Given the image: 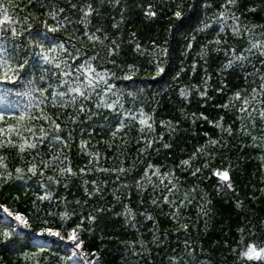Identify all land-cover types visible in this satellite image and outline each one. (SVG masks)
Masks as SVG:
<instances>
[{
  "label": "snow or ice",
  "instance_id": "snow-or-ice-1",
  "mask_svg": "<svg viewBox=\"0 0 264 264\" xmlns=\"http://www.w3.org/2000/svg\"><path fill=\"white\" fill-rule=\"evenodd\" d=\"M100 2L103 3V0ZM120 3L121 0H114L115 5ZM237 3L238 0H225L212 17V23L196 18V23L202 24L198 29L201 33L212 31L215 25H219L214 39L201 42L198 55L204 59L212 53L224 51L226 62L219 69L220 72L237 64L243 66L255 54L264 57V32L256 35L254 29L258 26L241 24L240 16L232 11ZM29 4L43 9V12L21 10L24 11L21 16L17 14L14 0H0V192L6 193V186L18 184L27 195L29 183L34 182L42 194H37L31 201V207L26 206L23 211L11 212L7 205H0L9 216L14 217L8 226H5L4 220H0V243L10 241L16 250L17 259L22 264H41L45 250L56 244V240L49 244L48 240L43 239L44 237L57 238L59 241L67 240L72 242L71 257H83V260H77L76 264H103L97 250L85 251L83 233L86 231L85 221L90 225L87 229L89 233L95 231L106 208L93 206L91 210L82 209L76 212L69 207L67 196L59 195L58 190L61 185L64 189H68L70 177L85 176L93 171L123 175L136 170L134 165L131 168L123 167L125 162L123 159L119 161L120 167L112 169L101 167V153L98 150L100 141L90 148L89 140L84 139V136L91 138L99 127L101 136L109 133L115 138L117 133L126 127H131V122H135L139 126L140 133L136 142L143 141L145 144V148L139 151L145 152L151 148L155 141L144 133L146 131L149 134L154 133L156 109L153 107L151 112L146 111L145 105L156 102L147 97L142 98L143 87L134 84H125L121 87L120 82L133 81L142 70L147 71L149 68L153 70V78L161 76L166 71L161 61L167 63L171 60L170 40L173 29L181 33L185 30L186 23L190 24L191 21L182 11L183 3H177L175 8H169L170 14L166 18L172 23L166 30L165 38L160 43L149 38V46L142 44L136 32H131L125 39L120 28L123 14L121 21H114L108 27L99 26L105 23L104 18L90 0H83L79 5L73 0H29ZM193 11H195L194 6ZM94 14L96 23H93ZM144 15L149 19L157 16L152 4H148ZM259 27L264 28V25ZM229 29L236 39H242L247 35V46L239 50L231 45L228 48L221 47L227 43ZM60 33L62 35H58ZM221 35H224V40L220 39ZM195 40L194 34L186 43V49H191ZM86 43L94 46L91 54L84 46ZM97 44L105 46L104 53L95 48ZM129 51L132 52L134 61L149 57L150 59L146 60V67L142 69L137 62L129 63ZM229 52L231 57L228 56ZM261 64L264 65V60ZM109 65L112 67L109 68ZM191 67L195 72L196 65L193 64ZM210 79L211 77L208 76L204 80L202 90L199 85L182 86L179 95L187 98L191 95V88H197L199 96L206 98ZM258 79V85L255 80L252 81L253 86L248 95L242 96L241 91H235L228 102L220 105L221 108L228 109L230 105L235 106L234 101L239 100L237 111L240 113V119L243 121L246 116L253 128L256 117L264 121V74L259 75ZM217 91L222 92L223 89ZM195 115L192 114L193 124L196 122ZM201 118L213 123L217 129L224 130V116H220L218 120H209L208 116L201 113ZM93 121H102V124L89 123ZM84 124H88V128L81 126L77 133L76 126ZM160 124L171 134L177 131L179 121L173 124L171 120H161ZM232 131L229 125L227 132L231 134ZM240 131L247 132L243 123L240 125ZM77 135H79L78 141ZM160 139H163V134ZM256 139V136H252L254 142ZM122 141L126 144L127 138L122 137ZM74 143L78 148L76 157H88L87 163L76 170L72 167L74 149L71 145ZM104 143L108 144L109 148L112 147L108 141ZM208 143L216 145L220 141L210 139ZM45 145L48 146L47 153L41 151ZM164 147L170 148L171 144L165 143ZM197 154L204 156L205 160L192 171V176L200 173L202 168H208L210 161L214 159L211 152H205L204 147H201L191 158L182 160L181 165L190 166L191 159ZM10 156L19 163L10 167ZM107 159L105 155V160ZM112 159H116V156L114 155ZM261 159L264 160V156ZM49 171L51 175L48 174ZM213 174L219 178L223 187L229 190L234 188L228 169H213ZM178 179L175 169L162 172L160 166L149 163L135 181L140 189L146 190L147 186H151L153 193L157 191L161 193L159 197L153 196L151 203L154 206L168 205L169 211L164 215L173 223H179L180 209L190 205L198 191V186L193 185L178 199H170L178 192ZM81 183L85 196L95 198L102 195L96 180L91 181L93 185L91 191L88 188V180H82ZM49 185H54L56 191L50 190ZM199 192L203 194L201 197L203 200L207 193L202 187H199ZM12 200L18 203L19 195L12 196ZM45 202L48 203V208L42 207ZM73 203L80 204V200L76 199ZM211 203V200H207L199 204L198 212L207 218L208 206ZM241 206L242 201H238L237 207ZM107 211L111 212V207L107 208ZM117 215H123L126 222L131 223L133 230L136 229L137 213L129 205L125 204L123 212ZM139 215L145 216L148 220L154 219L150 212ZM33 217L35 228L32 226ZM21 226L31 230L35 236L29 232L19 233L18 229ZM189 227L187 223H180L179 228L174 231L183 230L187 233ZM256 227L252 225L251 228H247V225L241 224L235 229L239 237L235 244L230 245L225 242L224 246L230 248L229 255L236 257L233 264H264V239H252L257 234ZM259 230L264 236V221L260 222ZM204 231L207 233V220ZM159 235V229L154 226L152 236L154 244L158 241ZM163 235L167 237V232ZM13 236H15L14 240H12ZM100 238L103 239V236ZM34 239L36 243L33 244ZM123 243L133 256H140L144 252L150 253L147 242L142 236L136 241L128 240ZM137 244L140 246L139 249L136 247ZM29 247H34L36 250H27ZM197 248L203 254V241L191 242L190 237L186 236L180 255L170 256L168 264H209L213 258L201 259L197 254ZM173 251L175 252L176 249ZM2 259L3 257H0V260ZM46 260L47 258H44L45 264ZM60 260L61 264H71L70 257H61ZM132 264L137 262L133 261ZM216 264L219 262L217 261Z\"/></svg>",
  "mask_w": 264,
  "mask_h": 264
},
{
  "label": "trees",
  "instance_id": "trees-1",
  "mask_svg": "<svg viewBox=\"0 0 264 264\" xmlns=\"http://www.w3.org/2000/svg\"><path fill=\"white\" fill-rule=\"evenodd\" d=\"M73 2L79 5L83 0H73ZM90 2H93L94 8L99 9L100 15L104 18L105 23L99 26L108 27L114 21H121V14H123L120 28L123 30L125 39L131 32H136L144 45H149V38L156 40L157 43L163 41L166 30L172 23L166 18L170 14L169 8H175L177 3H183L182 11L190 18L191 23H186V28L181 33H177L173 29L170 40L171 60L167 63L161 61L166 69L161 76L153 78V70L149 68L147 71L142 70L133 81L120 82L121 87L125 84L143 87L142 98L147 97L156 102L145 105L146 111L151 112L153 107L156 109L155 131L151 134L147 131L144 133L149 139L155 141L151 148L145 152L139 151V149L145 148V144L143 141L136 142L140 133L138 132L139 126L135 122H131V127H126L117 133L115 138L109 133L101 136L99 127H97V133L91 138L87 135L84 136V139L89 140L90 148L100 141L98 150L101 153V167L109 169L120 167L119 161L123 159L125 161L123 167L131 168L134 165L136 170L123 175H117L115 172L93 171L85 176L70 177L68 189H64L61 185L58 190L59 195L67 196L70 202L69 207L76 212H80L82 209L91 210L93 206L106 208L100 223L91 234L87 230L90 225L85 221L86 231L83 233L85 251L97 250L103 264H132L133 261H136L137 264H168L170 256L180 255L183 250L184 238L188 236L191 242L203 241V254L200 253L199 248H197V254L204 260H208L209 257L213 258L209 264H216L217 261L219 264H233L236 257L229 255L230 248L224 245L225 242L234 245L235 241L239 239L235 232L237 226L245 224L247 228H251L252 225H256L257 234L252 239H264L259 230L260 222L264 221V160L261 159L264 156V128H262L264 121L256 117L254 128L246 116L242 121L240 113L237 111L240 105L239 100L234 101L235 106L230 105L228 109H223L220 105L228 102L229 97L235 91H241L242 96L248 95L253 86V80L257 85L259 84L258 77L264 74V65L261 64L264 57L255 54L243 66L237 64L223 72H220L219 69L226 62L224 51L212 53L204 59L199 57L198 51L201 42L214 39L219 25H215L212 31L201 33L198 29L202 27V24L196 23V18L212 23V17L225 0H121L119 5H115L114 0H103V3L100 0H90ZM14 3L17 7V14L21 16L24 11L43 12V9L30 5L29 0H14ZM148 4H152L153 9L157 12L155 18L145 17L144 12ZM193 6L195 11H193ZM250 9H254V11H250ZM232 11L240 16L242 25L258 26L254 29L256 35L264 32V28L259 27L264 25V0H238L237 6ZM41 18L43 17L41 16ZM93 23H96L95 14ZM82 31L83 29H81ZM194 34L196 40L193 42L192 48L186 49V43ZM58 35H62V33ZM220 39L224 40V35H221ZM247 40V35L242 39L234 38L229 29L227 43L221 47L228 48L231 45L239 50L247 46ZM84 46L91 54L94 46L90 43H86ZM95 48L101 53L105 52V46L97 44ZM228 56L231 57V52L228 53ZM147 59L150 58L144 57L139 61H134L132 52H128V62H137L142 69L146 67ZM193 64L196 65L195 72L192 71ZM208 76L211 79L208 80V96L206 98L199 96L197 88H191V95L187 98L179 95V89L185 85H199L202 90L204 80ZM220 88L223 89L222 92L217 91ZM245 89L247 91H244ZM193 113L196 114L195 124L192 123ZM201 113L208 116L209 120H218L220 116H224V130L217 129L213 123L202 119ZM161 120H171L173 124L179 121L177 131L170 134L167 128L160 124ZM89 123L100 125L102 121ZM241 123L245 125L247 132L240 131ZM229 125L233 129L231 134L227 132ZM81 126L88 128V124L77 125V133ZM161 134H163L162 140L160 139ZM252 136L257 137L255 142L252 140ZM122 137L127 138L126 144L122 141ZM78 139L79 135H77V141ZM210 139L219 140L220 143L211 145L208 143ZM104 141L111 143L112 147L109 148ZM165 143L171 144V147L165 148ZM71 146L74 149L72 167L76 170L87 163L88 157L77 158V145L74 143ZM117 146H119V151H117ZM201 147H204L205 152H211L214 159L210 161L208 168H202L200 173L192 176V171L204 163L205 157L197 154L195 158L191 159L190 166H182L180 162L191 158L193 153H196V150ZM41 151L47 153L48 146L45 145ZM105 155L108 157L107 160H105ZM114 155L116 159H112ZM16 163L19 162L10 156V167ZM149 163L160 166L162 172L175 169V175L179 178L177 181L179 187L178 192L170 199H178L186 189L193 185L198 186L193 202L180 209L179 223H173L164 215L169 211L168 205L154 206L151 203L153 196L161 195L159 191L153 193L151 186H147L146 190L136 186L135 181L139 179ZM213 169H228L234 188L229 190L223 187L219 178L213 174ZM48 174L51 175V171ZM85 179L89 181L90 191L93 187L91 181L96 180L102 190V195L95 198L85 196L81 183ZM156 182L159 183V181ZM199 187L204 188L207 193L203 200L201 199L203 194L199 192ZM6 188V193L0 192V205H7L11 212L23 211L26 206L30 208L31 201L36 198V195L42 194L34 182L29 183L27 195L18 184H13L11 187L6 186ZM49 188L56 191L54 185H49ZM217 188L221 190L217 191ZM15 195L20 197L18 203H14L12 200V196ZM76 199L80 200V204L73 203ZM207 200H211L212 203L208 206L209 215L206 218L198 212V206ZM238 201H242L241 207H237ZM125 204L137 213L135 230L130 222H126L123 215H117V213L123 212ZM42 207L48 208L49 205L45 202ZM109 207H111V212L107 211ZM144 212L152 213L154 219L148 220L145 216L139 215ZM5 218L7 219L5 220ZM13 219L14 217L9 216L3 207H0V220L5 221V226H8V223ZM206 220L207 233L204 231ZM180 223L190 225L187 233L183 230L174 231L179 228ZM193 225L195 227H191ZM32 226L36 227L34 217ZM154 226L160 232L159 239L155 244L152 242ZM247 228L246 237L248 236ZM18 232L21 234L29 232L35 236L31 230L24 229L22 226ZM164 232H167V237L163 235ZM101 236L103 239L100 238ZM141 236L147 242L150 253L144 252L140 256H133L131 251L125 248L123 242L136 241ZM14 239L15 236L12 237V240ZM43 239L48 240L49 244L56 240V244L45 250L41 257V264H45L44 258H47L46 264H61L60 258L65 256L71 258V264H76L77 260H83V257H71V241H59L52 237ZM32 243H36V240L34 239ZM136 247L139 249V244ZM173 249L176 251L174 252ZM27 250L35 251L36 249L29 247ZM0 257H3L0 264H22L17 259L16 250L10 241L0 243Z\"/></svg>",
  "mask_w": 264,
  "mask_h": 264
}]
</instances>
